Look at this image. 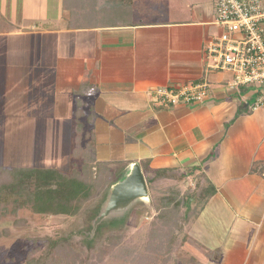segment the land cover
<instances>
[{
	"label": "crops",
	"instance_id": "obj_1",
	"mask_svg": "<svg viewBox=\"0 0 264 264\" xmlns=\"http://www.w3.org/2000/svg\"><path fill=\"white\" fill-rule=\"evenodd\" d=\"M213 1L61 0L63 21L39 16L31 30L55 35L42 62L67 80L51 87L56 100L74 103L55 116L83 118L94 160L120 175L133 162L143 174L203 172L209 189L187 234L201 262L264 264V106L252 109V90L225 88L228 74L204 72ZM204 79L205 101L156 103L157 89Z\"/></svg>",
	"mask_w": 264,
	"mask_h": 264
},
{
	"label": "rangeland",
	"instance_id": "obj_2",
	"mask_svg": "<svg viewBox=\"0 0 264 264\" xmlns=\"http://www.w3.org/2000/svg\"><path fill=\"white\" fill-rule=\"evenodd\" d=\"M60 4L61 0H0V167L59 169L64 176L85 182L90 187L91 196H79L80 202L74 201L77 209L73 212L55 215L33 212L32 204L27 201L34 192L35 182L31 178L21 180L22 192L6 190L0 193V264H25L30 250L43 247L45 237L56 235L66 238L72 247L76 255L72 257V264H136L130 259L112 257L108 249L114 245V249L126 247V250L136 246L141 250L148 238L151 222L162 211L165 201L171 205L165 214L173 223L179 224L176 233L181 231L179 236L184 237L185 243L171 253L164 264H194L193 261L203 264L201 261L206 262L205 256L187 240L190 224L209 189L202 180L203 172H177L179 176L173 180L158 181L149 192L148 200L134 202L120 218L102 221L98 236L97 227L91 232L93 215L99 211L111 184L120 177L122 166L105 163L100 167V162L90 163L88 160L84 164L85 143L89 149L92 142L89 136L81 138L86 135L85 121L80 116L77 119L55 116V110L59 114L66 113L74 103L71 104L68 98L56 100L51 87L56 82L67 80L52 77L53 70L44 67L45 62H42L43 56H49V53L41 51L48 49L53 55L51 45L52 42L55 45V35H33L36 30L31 28L35 23L33 20H38L39 16L44 17L38 21L41 26L63 21L60 19ZM211 29L212 33L216 31L215 27ZM55 53L57 55V51ZM76 103L78 105L80 101ZM75 135L82 141L77 156L72 155ZM141 166L143 169L145 164L140 163ZM144 175L151 178L153 172ZM182 196L186 204L179 203L178 198ZM115 235L120 236L121 241L112 244ZM158 257L155 263H146L160 264L167 255L161 252Z\"/></svg>",
	"mask_w": 264,
	"mask_h": 264
},
{
	"label": "trees",
	"instance_id": "obj_3",
	"mask_svg": "<svg viewBox=\"0 0 264 264\" xmlns=\"http://www.w3.org/2000/svg\"><path fill=\"white\" fill-rule=\"evenodd\" d=\"M68 1L69 0H64L63 4L66 5ZM241 88L244 89L243 91L249 90L244 86ZM254 98L255 94L253 95V101ZM77 112L78 111H76V113ZM78 117L79 116L77 115V118ZM81 138L85 139L84 136ZM74 139L72 155L77 156L79 154V150L81 149L79 146L82 141L76 135ZM85 144L86 156L84 157V164H87L86 160L93 163L95 161L93 157L94 143L92 141L90 146L88 143L89 149L87 147V142ZM100 163L101 165L99 166L104 167L103 164L105 163ZM83 167H86V165H83ZM110 176L111 175H108L109 178ZM27 178H31L35 182L34 192L29 195V199L27 201L32 204L31 206L33 212L38 214H69L77 209V205L74 204L75 200L79 203L81 199L80 197L87 196L88 198L91 196L89 190L90 187L85 182L80 180L77 181L74 177L64 176L61 170L55 168H34L26 170L21 167H0V193L6 190L17 193L19 191L22 192L21 180L24 181ZM167 178L174 179L175 176L170 174L167 170H156L153 177H145L148 191L150 192L153 190L158 181L166 180ZM24 189L27 191L28 188L25 187ZM104 197H102V199ZM178 201L181 204H186L184 196L178 198ZM169 203V201H165L166 205L163 207L162 211H160L159 215L154 218L155 221L151 222V229L149 230L148 238H146L141 250H139L136 246L129 247L126 250V247H124V249H114L116 246L113 245L108 249V252L110 253L107 251L106 253L111 254L112 257L116 259H130L136 264H145L148 261L155 263L156 259L159 258L158 255L163 252L167 255V257L166 259H163L164 261L160 264H164L166 260L170 259L168 256L185 243L184 237L181 238L179 236L181 231L176 233V230L180 227L179 224L176 222L173 223L172 219L170 220V217L165 214L170 209L169 207H171ZM14 212H16V209H14ZM96 214L97 212L93 215V217ZM160 215H163L164 217H161ZM184 221L185 224H187V220ZM17 224H14V226L20 225ZM102 227L103 223H100L97 226V236L100 234ZM86 238L89 240L88 242H90V239L88 237ZM114 241L120 242L121 237L116 235L113 236L111 241L112 244ZM42 245L43 247L34 248V250H30L27 253L25 264H72L74 262L72 257L75 258L76 255L74 254L72 247L67 243L66 238H62L57 235L52 237L47 236L43 239ZM102 261L103 258L101 262ZM193 262L194 264H197L196 261Z\"/></svg>",
	"mask_w": 264,
	"mask_h": 264
},
{
	"label": "built area",
	"instance_id": "obj_4",
	"mask_svg": "<svg viewBox=\"0 0 264 264\" xmlns=\"http://www.w3.org/2000/svg\"><path fill=\"white\" fill-rule=\"evenodd\" d=\"M212 25L216 31L203 46L204 72L228 74L225 88L247 87L255 94L252 109L264 106V2L262 0H215ZM207 80L186 82L175 89H157L156 103L198 104L210 96ZM156 104V105H157Z\"/></svg>",
	"mask_w": 264,
	"mask_h": 264
},
{
	"label": "water",
	"instance_id": "obj_5",
	"mask_svg": "<svg viewBox=\"0 0 264 264\" xmlns=\"http://www.w3.org/2000/svg\"><path fill=\"white\" fill-rule=\"evenodd\" d=\"M149 191L145 176L138 162L129 164L108 193L92 221L91 232L108 218H120L138 200H148Z\"/></svg>",
	"mask_w": 264,
	"mask_h": 264
}]
</instances>
